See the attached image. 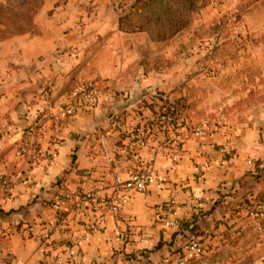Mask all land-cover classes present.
<instances>
[{
	"label": "crops",
	"instance_id": "crops-1",
	"mask_svg": "<svg viewBox=\"0 0 264 264\" xmlns=\"http://www.w3.org/2000/svg\"><path fill=\"white\" fill-rule=\"evenodd\" d=\"M254 8L264 11V0ZM70 41L78 49L59 58L47 54L31 78L54 76L48 114L60 113L78 85L87 81L103 90L97 109L80 110L58 131L49 119L44 129L30 127L33 118L25 115L27 104L17 94L0 101L1 260L55 264L58 254L60 264H178L184 259L196 264L187 257V245L195 239L209 250L201 258L224 253L223 264H264V256L236 262L232 252L235 237L244 241L259 235L257 246L264 245V219L257 217L264 207V113L251 126L212 130L204 137L174 131L173 136L183 139L174 166L167 152L157 149L161 134L156 118L167 101L186 94V72L177 64L176 52L168 66H153L152 38H63L65 45ZM46 50L53 48L35 46L32 52ZM155 52L156 58L169 57ZM137 126L156 139L132 154L127 143ZM136 164L153 166L165 186L133 194L117 215L63 196L66 190L109 188L114 176L125 177ZM172 192L177 206L167 216ZM54 204L60 211L53 210ZM100 216L106 217L105 224L92 230ZM168 220L177 225L166 227ZM46 233L54 240L52 250L45 248ZM77 240L82 259L72 262L65 250Z\"/></svg>",
	"mask_w": 264,
	"mask_h": 264
},
{
	"label": "rangeland",
	"instance_id": "rangeland-1",
	"mask_svg": "<svg viewBox=\"0 0 264 264\" xmlns=\"http://www.w3.org/2000/svg\"><path fill=\"white\" fill-rule=\"evenodd\" d=\"M256 1L0 0V101L17 94L27 104L25 115L33 118L30 127L44 129L54 76L34 80L31 72L43 66L47 54L59 58L78 49L63 38H152L150 64L168 66L176 52L186 72L182 100L194 124L224 115L230 130L246 128L264 113V11L254 8ZM35 46L53 51L35 55ZM155 51L169 57L156 58ZM24 78L34 85L18 92ZM259 240L254 234L232 239L235 261L264 256ZM223 254L192 261L223 264Z\"/></svg>",
	"mask_w": 264,
	"mask_h": 264
},
{
	"label": "built area",
	"instance_id": "built-area-1",
	"mask_svg": "<svg viewBox=\"0 0 264 264\" xmlns=\"http://www.w3.org/2000/svg\"><path fill=\"white\" fill-rule=\"evenodd\" d=\"M103 96L102 88L95 81H87L78 85L76 91L64 108L58 114L49 113L47 117L52 121L55 128L61 130L66 121L75 117L80 110L97 109L101 103ZM173 102L167 101L156 118L157 129L161 134L157 149L166 151L176 166L180 160V148L182 145V137L173 136L174 131L182 129L184 133L187 129L183 124L188 122L187 110L175 112L171 106ZM226 116L220 115L217 121L205 120L195 127V133L199 136H206L210 131L218 129H226ZM156 135L148 134L145 127L137 126L132 132L127 143L129 152L137 153L149 147V140H155ZM227 149V147L225 148ZM252 164V162H249ZM89 174V172H87ZM109 188L104 187L99 190L84 191L81 193H73L66 190L63 194L64 198L72 199L76 204H88L93 207H105L112 215L119 214L131 201L132 195L135 193H145L152 186L164 188V182L158 177L156 169L150 165L134 166L127 175H116L108 182ZM177 206V194L172 192L167 204L166 215L170 216ZM54 211H60L59 204L53 205ZM257 217L264 219V207L257 212ZM106 222V217L100 216L98 220L92 223L91 229L99 231ZM177 222L168 220L165 222L166 227L176 226ZM81 240V239H80ZM79 240V241H80ZM44 245L47 250H52L55 246L54 240L49 233L44 234ZM68 259L72 262L82 259V252L78 245V240L70 242L66 247ZM209 252L207 246L200 241L192 239L187 245V257L189 259L201 258ZM1 254V246H0ZM55 264H60V256L54 255ZM0 264H5L0 258ZM178 264H186V260L179 261Z\"/></svg>",
	"mask_w": 264,
	"mask_h": 264
},
{
	"label": "trees",
	"instance_id": "trees-1",
	"mask_svg": "<svg viewBox=\"0 0 264 264\" xmlns=\"http://www.w3.org/2000/svg\"><path fill=\"white\" fill-rule=\"evenodd\" d=\"M173 110L175 112H181L184 107H186L184 105V102L182 100V98L178 99V100H175L172 104H171ZM187 109V119H188V122H185L184 127L187 129V131H195V126H193V121L191 120V109H189L188 107H186Z\"/></svg>",
	"mask_w": 264,
	"mask_h": 264
}]
</instances>
